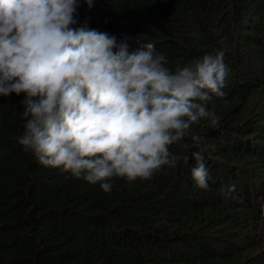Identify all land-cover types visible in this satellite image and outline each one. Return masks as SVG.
Instances as JSON below:
<instances>
[{"label": "trees", "instance_id": "obj_1", "mask_svg": "<svg viewBox=\"0 0 264 264\" xmlns=\"http://www.w3.org/2000/svg\"><path fill=\"white\" fill-rule=\"evenodd\" d=\"M76 19L129 52L154 43L172 70L226 46V94L204 102L218 123L170 145L174 167L105 193L25 153L24 94L0 96V264H264V0H80Z\"/></svg>", "mask_w": 264, "mask_h": 264}, {"label": "clouds", "instance_id": "obj_2", "mask_svg": "<svg viewBox=\"0 0 264 264\" xmlns=\"http://www.w3.org/2000/svg\"><path fill=\"white\" fill-rule=\"evenodd\" d=\"M79 3L0 0V96L24 94L25 153L109 193L113 178L150 181L174 167L169 146L201 120L218 123L204 102L226 94L231 70L226 46L175 70L152 42L129 52L128 37L73 27ZM193 158L192 179L207 189L204 156Z\"/></svg>", "mask_w": 264, "mask_h": 264}, {"label": "rangeland", "instance_id": "obj_3", "mask_svg": "<svg viewBox=\"0 0 264 264\" xmlns=\"http://www.w3.org/2000/svg\"><path fill=\"white\" fill-rule=\"evenodd\" d=\"M254 110H256V107L253 108V109H249L248 112H246V113H248V114H252V111H254Z\"/></svg>", "mask_w": 264, "mask_h": 264}]
</instances>
